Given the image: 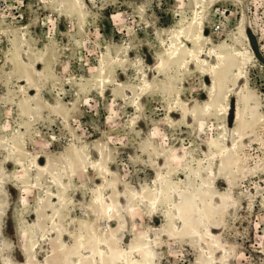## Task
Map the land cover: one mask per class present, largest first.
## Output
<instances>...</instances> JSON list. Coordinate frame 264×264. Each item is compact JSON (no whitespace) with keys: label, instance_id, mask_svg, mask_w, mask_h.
<instances>
[{"label":"rangeland","instance_id":"1","mask_svg":"<svg viewBox=\"0 0 264 264\" xmlns=\"http://www.w3.org/2000/svg\"><path fill=\"white\" fill-rule=\"evenodd\" d=\"M205 5L200 19L206 48L249 57L241 85L233 67L219 69V95H229L225 115L216 105L205 111L208 69L217 64L210 51L202 67L155 68L162 41L195 20L196 0H0V264H75L57 248L59 241L68 253L73 249L83 233L80 224L94 219L86 207L102 184L121 203L115 221L102 224L114 228L123 249L143 250L151 237L155 264H208V255L220 261L206 235L214 225L213 235L227 249L226 264H264V0ZM22 37L38 70L26 66L32 87L18 82L16 45ZM103 75L111 82L100 84ZM240 89L255 106L243 101L242 127L234 122ZM177 96L197 110V119L182 121L170 112ZM236 136L232 185L219 180L207 193L209 162L216 167L212 140L228 145ZM86 145L94 158L103 152L105 171L80 178L71 171L78 167L76 148ZM50 172L59 174L65 191L50 183ZM164 172L182 187L184 201ZM158 186L165 197L152 207L143 198ZM39 195L50 204L46 214L37 212ZM138 253L134 257L142 258Z\"/></svg>","mask_w":264,"mask_h":264},{"label":"bare ground","instance_id":"2","mask_svg":"<svg viewBox=\"0 0 264 264\" xmlns=\"http://www.w3.org/2000/svg\"><path fill=\"white\" fill-rule=\"evenodd\" d=\"M206 0H196V5L200 7L198 9V14L195 20L189 22L187 24V28L185 30H178L168 34L167 38L162 41V51L161 54L163 56L160 57L159 62L156 64L155 68L160 70L167 64H171L172 66L176 67L179 71L183 69H187L189 65L197 64L198 67H202L206 62L203 60V55H206L207 51L212 53V56L215 57L217 64L210 65L208 75L211 76L212 81L209 88V97L208 101L206 102L205 111L208 112L214 108L216 105V110L218 115H225L228 112L229 105L226 102H229V95L224 93V95H219L222 90L221 87V77L219 75V69H222L224 72L229 66L233 67L235 76H239L238 85L242 84V81L245 80V69L247 68V61L249 57L246 56L245 53L236 50L234 54L224 55L222 53L211 51L206 48L205 44H203V40L205 39V34L203 33L201 27V14L206 8L205 5ZM78 7V6H77ZM80 7V6H79ZM81 8V7H80ZM245 39L249 41V37L245 36ZM18 50V64H19V72L20 77L18 79L19 83H26L27 86L32 87L35 83L34 77L27 71L26 66L32 69L33 73H38V70L34 67L35 63L31 57H27V54L30 53V46L26 38L22 37L18 41L17 45ZM247 57V58H246ZM248 59V60H247ZM32 60V61H31ZM41 62H38L40 64ZM100 70L102 73H105L106 66L105 61H100ZM236 78V77H235ZM111 77L109 75H103L99 79V83H110ZM144 85L148 86L149 83L144 79ZM236 84V83H235ZM233 87V85H230ZM24 86L20 84V88L23 89ZM34 90V88H32ZM129 91V90H128ZM25 95L22 97V101L25 100ZM32 95H27L28 99H31ZM247 95H243V90H239L237 92V101L235 103V112H234V122L237 126L242 127L243 124V116H242V104L243 101L245 105L249 108H254V103L248 100ZM222 98L223 101H220ZM219 99V100H218ZM26 101V100H25ZM56 107V106H55ZM172 114H179L182 121L186 119H197V110H188L185 104L182 102L181 97L177 96L174 99V105L172 110L170 111ZM239 133L235 131V135ZM240 136H236L228 145H221L217 141L212 140L213 152L211 156L213 160H215V166L213 163L209 162L208 166V173L210 176L209 180L203 181L204 189H207V193H212L211 190H216L215 184L219 180H223L230 185H232V174L234 169L237 168V155H238V148L240 144ZM89 146H81L76 148L75 152V160L78 163V167L74 168L71 173L74 176H79L82 178L87 171H96V170H103L105 171V167H102V160H103V152H99L96 158L93 157V153L88 148ZM168 151L166 153L165 158L168 157ZM172 162H178L179 158L174 159L170 158ZM36 168L39 170L44 171L43 167L40 166L36 162ZM170 166L168 163H165V168L168 169ZM69 176L71 175L68 173ZM47 175L50 178V183L57 185V187L62 188L65 191L66 186L61 183L62 178L59 174L50 172ZM4 176V175H3ZM166 179L167 184L169 185L170 189H174L175 187L179 191L180 200L183 199L184 196L181 194L182 187L179 184H174L167 180V176L165 172L163 175ZM4 184V178L0 177V188L1 185ZM35 184V181L32 183ZM45 193L53 196L56 199V196L59 195L58 192L46 190ZM92 202L89 206L86 207L88 209L86 212L91 213V216L94 217L93 220L90 221H83L80 226L83 229V233L80 234L78 237H75V244L73 249L68 253L66 250L65 243L63 241H59V246L62 255L66 259H70L72 256L75 258V264H155V253L154 247L156 246L157 242L153 241L151 237H148L146 240L149 242L145 249L137 250L135 248L123 249L120 247L116 240V234L114 233L113 227L104 226L102 221L107 223H112L115 219L112 215L118 214L121 203L116 201L110 193L107 192L106 187L102 185H97L92 190ZM223 201L227 200V197L221 195ZM58 197V196H57ZM165 197V190L160 186L157 187L154 195L152 197L143 198L149 205L152 207H157L159 202L163 200ZM217 197H220L217 195ZM38 202V209L37 212L45 213L46 207H49L50 204L45 202V199L42 198L40 195L37 196ZM189 205L192 204H185V206L190 207ZM41 208L43 210H41ZM1 209V208H0ZM179 213L177 215L182 217V210L181 207L178 206ZM46 214V213H45ZM165 217L168 221L171 219L170 211H167ZM53 222V219L49 224ZM54 226L58 227L55 230H59V224L54 220ZM210 229H206V235L209 237L211 241V245L213 248H216L221 253L220 261H217L213 256H209L210 260L208 264H226L227 258V249L224 245L219 241L217 236L213 235L214 230L217 229L214 225H209ZM155 242V243H154ZM139 252L138 256L141 255L142 258L134 257V253ZM89 261V262H88ZM5 264H8V260H5Z\"/></svg>","mask_w":264,"mask_h":264}]
</instances>
